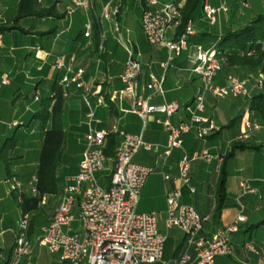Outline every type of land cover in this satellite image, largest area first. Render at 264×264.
Instances as JSON below:
<instances>
[{
	"label": "crops",
	"instance_id": "1",
	"mask_svg": "<svg viewBox=\"0 0 264 264\" xmlns=\"http://www.w3.org/2000/svg\"><path fill=\"white\" fill-rule=\"evenodd\" d=\"M38 1L42 8L51 10V15L17 19L19 0H0V264H7L11 258L18 220L23 214L18 193L11 189V177H16L22 184L25 194H33L31 188L35 184L43 134L51 126L54 86L60 85L62 71L54 66L57 56H62L66 64H69V58L73 56L71 66L83 68V80L91 88L88 99L94 113L92 126L109 131L108 135H115V148L120 136L110 132L114 125L125 133L141 135L145 142L157 146V151L140 147L133 157L135 163L153 168L141 188L135 209L137 212H155L157 228L161 234L165 236L164 228L176 230L182 233V238L176 242L170 258L166 256L164 259L163 247L161 261L142 264H177L179 254L185 249L183 232L178 228L165 226L166 195L173 185L180 188L182 203L193 205L200 213L209 216L200 232L202 237H210L216 230L228 225L237 215L244 216L245 220L238 223V231L230 235L232 254L217 256L213 264H264V247L260 250L255 247L258 239L253 232L264 225V207L259 203L260 200L264 201V186L258 195L255 192L243 196H240V179L236 181L234 193L228 192L226 186L222 208L216 215L215 190L221 163L215 159H196L192 162L189 173L190 186H194V193L190 192L188 185L181 184L178 180V161L184 153L191 154L203 149L210 153V149H213L214 156L223 159L232 142L240 134L243 117L258 125L246 140L261 149L264 148V126L256 119H251L249 96L232 98L237 99L232 104L233 112L238 111V115L242 117L237 132L225 147L218 138L223 134V126L231 120L221 123L212 115V111L218 109L221 114L229 109V104L207 94L203 115L212 120L215 129L204 140H198L193 129L183 135L182 146L167 149V130L157 121L167 117L161 113H152L143 123V119L131 111V98L120 95L123 84L119 79L128 56L124 43L119 40V37L123 40L124 30L128 38L126 42L141 64L138 77L140 92L145 96L149 95L150 91L145 88L149 74L164 76V92L152 96L150 104L176 101L180 108L168 117L169 121L173 125L187 121L189 112L185 106L192 102L201 85L198 76L190 70L189 57L195 46L202 45L207 48L216 44L217 38L230 30L242 27L259 13L252 11L248 16L245 13L237 16L234 11L236 9L233 10L237 8L235 0H227V3L232 2L233 13H221L215 23H210L201 11L193 21L195 33L188 39L189 48L183 51L170 67L164 69L162 63L167 59V49L149 44L140 26L143 0H121L118 14L114 18L101 21L106 34L102 50L99 48L100 26L97 15L105 0H97L94 10L90 11L82 8L70 11L69 0ZM209 2L217 6L220 0ZM247 7L252 9L254 5L250 3ZM87 20L93 22L89 37L83 35ZM134 20L137 25L131 30L129 25ZM177 32V28L169 30L168 38L176 39ZM236 72V76L241 78L250 77L255 73L241 67H237ZM227 74L229 72L222 68L215 76V83L224 84ZM3 77H7L6 83H2ZM254 91L255 88H252L251 92ZM36 95L39 97L37 100ZM87 112L88 106L83 99L82 89L74 84L70 85L64 95L61 115L64 143L57 168L60 191L45 195L38 207L28 214V239L33 251L29 257L22 258L20 264H63L60 253L50 252L36 241V237L51 221L66 179L79 169L85 149V133L88 130ZM112 158H108L104 170L96 173L98 181L104 187L109 186L107 176L113 171ZM211 166L213 170L210 174ZM166 175L170 176V180L165 179ZM248 181L256 189L252 181ZM77 213L75 206L72 209L71 230L80 229ZM246 243H250L255 251L247 250ZM189 251L192 252L191 248Z\"/></svg>",
	"mask_w": 264,
	"mask_h": 264
},
{
	"label": "built area",
	"instance_id": "2",
	"mask_svg": "<svg viewBox=\"0 0 264 264\" xmlns=\"http://www.w3.org/2000/svg\"><path fill=\"white\" fill-rule=\"evenodd\" d=\"M69 10L82 8L94 10L97 0H69ZM121 0H105L97 15L99 22L100 50L103 49L105 30L101 21L114 18L120 8ZM186 0H146L140 17V26L147 42L154 46L167 49V59L162 67L167 69L172 62L189 48V37L195 33L193 21L189 20L183 33L176 39L168 38V32L177 28L182 21V9ZM244 7L248 0H240ZM227 0H220V4L213 6L209 0H203L202 13L210 22L215 23L221 13L228 12ZM93 22L87 20L84 24L83 35L89 37ZM127 58L119 79L123 84L120 95L131 98V111L139 115L146 122L152 113L164 114L167 118L157 121L167 130L166 148L172 149L182 146L183 135L195 130L198 140H204L214 129L212 120L203 115L205 97L210 94L214 98L249 96L252 88L264 87V72L257 70V78H241L233 74L225 76V83H215L216 74L222 69L224 52L217 44L210 47L196 45L190 55V70L200 79L198 88L192 102L185 106L189 112L187 121L173 125L168 117L175 113L180 105L176 101L161 104H150L149 100L156 94L164 92V76L156 77L149 74V81L145 88L149 95H143L139 90L138 77L141 73V64L135 58L128 42H124ZM74 57L65 63L62 56L54 60L56 69L61 70L59 84L64 95L70 85H75L83 91V99L88 106L87 125L85 133V149L79 163L77 173L66 179L61 199L54 210L51 221L45 225L36 241L45 246L50 252H59L63 264H142L161 261L165 236L157 228L155 212H137L135 207L138 202L141 188L146 178L153 171L150 166L137 164L133 161L135 153L140 147L146 150L157 151V146H152L142 139L141 135L129 134L121 131L117 125L112 126L111 133L120 136V141L115 149L113 160V173L110 184L104 187L97 179L96 173L106 168L108 158L104 153L105 139L109 131L96 129L92 126L94 119L93 109L88 96L91 88L83 80V68H73L71 63ZM8 81L2 78V83ZM252 85V86H250ZM38 95L35 96L37 100ZM101 102V100L99 101ZM242 128L237 140H246L250 133L258 128L247 118L241 120ZM196 159L211 161L215 159L222 162L220 156H212L206 149L184 153L178 161V180L181 184L189 186L191 193L195 192L190 186V168ZM170 180V176H165ZM11 189L18 194L22 193L23 186L16 179H10ZM240 196L255 193L256 189L248 180L239 182ZM34 193V189L31 188ZM180 188L173 185L167 191L165 210L166 228H178L184 234L185 249L179 254L177 264H213L217 256L232 254L230 235L238 231V223L245 220L239 214L224 228L216 230L210 237H202L205 223L209 220L207 214L200 213L193 205L180 201ZM20 200V198H19ZM77 207V220L80 229L71 230L72 209ZM66 228V230L64 229ZM29 215L22 214L18 220V229L12 248L11 258L7 264H20L22 258L32 254L33 246L28 239ZM191 248L192 252L189 251ZM245 248L255 251L250 243Z\"/></svg>",
	"mask_w": 264,
	"mask_h": 264
},
{
	"label": "trees",
	"instance_id": "3",
	"mask_svg": "<svg viewBox=\"0 0 264 264\" xmlns=\"http://www.w3.org/2000/svg\"><path fill=\"white\" fill-rule=\"evenodd\" d=\"M145 1L143 3L145 5ZM203 0H186L182 9V21L177 27V37L183 33L189 20L194 21L195 16L202 11ZM51 10L42 8L38 0H19L17 19L28 16L43 17L51 15ZM176 37V38H177ZM217 46L224 52L222 68L229 74L236 75V68H247L249 72L261 70L264 72V14H259L251 21L236 30H230L217 38ZM64 91L61 85L54 86L53 104L51 106V126L44 131L43 142L39 153L38 167L35 172L34 193L27 195L24 192L18 194L23 214L34 211L43 197L47 194H56L60 191L57 168L60 162L64 143V130L62 126V107ZM251 119H256L264 126V87L255 89L248 99ZM240 117H242L240 115ZM115 135L106 136L104 153L107 158L115 154ZM260 146L249 140H235L230 150L222 159L215 196L217 199L216 215L222 208L226 195V162L237 151L259 150ZM113 171L107 176L110 178Z\"/></svg>",
	"mask_w": 264,
	"mask_h": 264
},
{
	"label": "rangeland",
	"instance_id": "4",
	"mask_svg": "<svg viewBox=\"0 0 264 264\" xmlns=\"http://www.w3.org/2000/svg\"><path fill=\"white\" fill-rule=\"evenodd\" d=\"M169 0H166V2ZM237 2V8L234 11H236V15L240 16L241 13L247 14V16L254 11L253 13L257 12L259 14H264V0H248V5L250 3H253L254 7L252 9H249L248 7H244L240 0H235ZM231 3L228 1L229 5V12H225L223 14H232L233 10H231ZM220 4V3H219ZM242 18H244L242 16ZM27 24V22H25ZM135 20L133 23L129 25V28L133 30L134 26H136ZM123 35V40L126 42L127 34L126 32H122ZM129 35V34H128ZM122 44V43H121ZM252 79L257 78V70L255 71L254 74L250 76ZM252 95H249V97ZM237 100V99H236ZM236 100L232 99V97H223L220 98L221 102L228 103V110L225 112L221 113L219 112L218 109H215L212 111V115L216 117V119L220 120L219 122L224 123L231 120V122L226 123L223 127V134L219 136L218 141L222 142L223 146L225 147L226 143L228 141H231L233 139L234 134L238 130V124L240 121V116L238 115V111L233 112V107L232 104L236 102ZM234 122L232 123V121ZM231 143V142H230ZM229 145V143H228ZM213 149H210V154L214 156L213 154ZM213 166L210 168V174L212 173ZM209 174V175H210ZM240 180H250L252 181V184L256 186V195L260 194L261 192V187L264 186V148L253 151V150H244V151H237L235 154L230 156L227 159L226 162V186L228 189V192L231 191L234 193L235 191V185L236 181ZM261 206L264 207V201L260 200L259 201ZM251 207V205H250ZM254 206H252L253 208ZM264 212V211H262ZM65 229V228H64ZM254 234L257 235L258 241L255 243V247L259 250L260 248L264 247V225L260 226L258 229L253 230ZM163 233L165 234V241H164V259L167 257H171L172 251L176 246V242H178L182 238V233L176 230H166L164 228ZM261 247H260V246Z\"/></svg>",
	"mask_w": 264,
	"mask_h": 264
}]
</instances>
